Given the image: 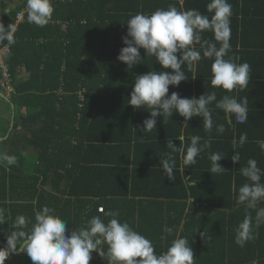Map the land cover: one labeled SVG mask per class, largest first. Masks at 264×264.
I'll use <instances>...</instances> for the list:
<instances>
[{"label":"trees","instance_id":"16d2710c","mask_svg":"<svg viewBox=\"0 0 264 264\" xmlns=\"http://www.w3.org/2000/svg\"><path fill=\"white\" fill-rule=\"evenodd\" d=\"M27 6L24 20L12 31L17 13ZM173 6L171 13L180 15L177 0H25L9 13L0 12V49L13 40L5 62L13 128L0 143V241L10 250L40 238L53 257L66 262L264 264V181L250 168L230 171L231 144L223 143L221 150L228 160L224 174L202 166L204 154L179 166L181 143L175 138L158 144L163 151L175 148L174 162L155 161L133 135L122 133V120L113 119L121 91L164 74L153 62L160 56L156 52L166 49L157 51L146 27L151 14ZM95 9L101 13L96 29L89 16ZM183 9L192 16L191 28L215 29L233 38L248 27L264 34V0H185ZM67 18L61 32L53 22ZM122 24L135 31L124 33ZM109 29L120 35L112 44ZM139 31L142 43L136 38ZM105 46L111 53H103ZM255 49L264 45L256 43ZM186 50L190 57L188 41L179 42L177 59L184 61ZM139 61L146 70L124 73ZM21 69L26 79H19ZM1 79L0 73L4 94ZM184 81L190 86V79ZM192 99L190 92L179 103L183 108L175 104L180 120ZM10 103L0 98L8 111L0 138L9 128ZM84 118L112 121L115 131L103 137L89 128L80 136L75 127L78 123L80 129ZM247 120L235 118L243 128ZM259 188L258 196L248 194ZM29 246L38 253L11 256L0 248V264H53L38 243Z\"/></svg>","mask_w":264,"mask_h":264},{"label":"crops","instance_id":"0c3cea01","mask_svg":"<svg viewBox=\"0 0 264 264\" xmlns=\"http://www.w3.org/2000/svg\"><path fill=\"white\" fill-rule=\"evenodd\" d=\"M15 1L19 4L9 0L8 7L21 5L25 0ZM184 1L177 0L181 8L180 15L171 13L176 12L174 6L168 7L169 11L160 10L150 15L152 18L146 27L149 32L148 39L155 41L157 51L160 48L166 49L164 52H156V55L160 56L154 59L153 63L156 64V70L163 71L164 74L155 77V81L142 83L138 89L133 86L134 89L128 92L127 89L121 91V102L116 104L118 114L114 115L113 119L122 120V133L127 134L126 137L133 135L135 137L133 141L143 145L139 149L142 151L147 148L145 151L153 155L155 161L165 159L174 162L175 148L171 151H163L158 144L175 138L181 143L178 152L179 166L204 154L206 158L204 163L201 162L202 166L208 167V170L213 167L219 170L220 174H224L228 173L225 168L228 160L225 150L222 154L221 150L223 143H229L233 147L230 171L235 173L236 169L250 168L252 174H257L259 179L264 181V49H255L256 43L264 45V34L248 27L245 34L240 33L233 38V35L219 34L215 29L211 32L208 29L191 28L189 19L192 16L184 11ZM8 7L4 9V13L9 12ZM26 8L29 9L28 6ZM98 12L100 11L95 9L89 14L95 29L100 25L101 13ZM67 20L68 18L64 21L58 20L53 24L58 25L60 31L64 32L68 25ZM141 20L142 18L137 23L139 28L142 27ZM120 29L127 34L135 31L134 26L124 24ZM118 32L115 34L114 29H109L107 38L110 44L113 43L115 36H120ZM141 32L139 31L136 37L139 42L142 40ZM183 41H188L191 50L190 57L187 54L188 50L182 54V57H186L184 61L177 59L178 43ZM104 52L111 53V48L105 46ZM108 67L115 68V65ZM138 67L140 70H146L145 64L139 61L136 67H126L124 73L131 69L132 76H135ZM190 71L192 74L185 79V74ZM234 71L235 76L231 78ZM196 72L200 74L198 78H201V83L198 84L195 79ZM19 74V79L22 78L21 75H23L22 79L28 77L23 69ZM189 79L190 86L184 81ZM190 92L193 98L191 105L188 110L184 107L187 113L180 120L181 113L178 109L180 106L183 108V105L179 103H182ZM198 93L200 104H196ZM175 104L179 106L178 109L174 107ZM98 106L107 109L105 104ZM237 109L247 112L248 120L245 128L239 127L235 122L233 110ZM7 116L5 105L0 104V122L6 123ZM90 121L93 120L91 118L82 120L80 129L77 123L75 129L80 136H85L89 128L103 137L115 131L112 121L107 123L101 122L102 120L99 123L94 121L90 123ZM210 143L212 144L209 145ZM137 159L141 161L140 154L137 155ZM261 192L263 191L259 188L254 193L249 191L248 194L258 196ZM262 200L264 201V198ZM255 204L257 205L258 202Z\"/></svg>","mask_w":264,"mask_h":264},{"label":"water","instance_id":"95a60500","mask_svg":"<svg viewBox=\"0 0 264 264\" xmlns=\"http://www.w3.org/2000/svg\"><path fill=\"white\" fill-rule=\"evenodd\" d=\"M0 98L2 100H4L7 103H10L9 99L2 93L0 92ZM10 109H11V122H10V128L7 132V134L3 137L0 138V143L4 140H6L9 137V134L13 128V119H14V107L13 105L10 103ZM33 243H38L39 244V248L42 252V254L44 255V257L51 263L53 264H86L84 262H66V261H61L56 259L55 257L52 256V254L49 252V250L47 249L45 243L40 239V238H32L30 240L25 241L24 243L21 244V246L17 249V250H10L6 245H4L1 241H0V248L3 249V251L11 256H18L20 255L29 245L33 244Z\"/></svg>","mask_w":264,"mask_h":264},{"label":"built area","instance_id":"2783aa9c","mask_svg":"<svg viewBox=\"0 0 264 264\" xmlns=\"http://www.w3.org/2000/svg\"><path fill=\"white\" fill-rule=\"evenodd\" d=\"M21 21H23L22 14H18L16 16V24H18ZM11 44H12V41H10L8 43V45H6L2 49H0V73H1V77H2L1 87H2L3 91L5 92V94H9L10 92H12V88L10 87L9 73H8L7 67L5 65V62L8 59V56L10 53L9 47L11 46ZM80 98L82 100L81 95H80ZM246 117H247L246 110H243V109L235 110V118H236L237 122H239V123L244 122L246 120Z\"/></svg>","mask_w":264,"mask_h":264},{"label":"rangeland","instance_id":"374dc122","mask_svg":"<svg viewBox=\"0 0 264 264\" xmlns=\"http://www.w3.org/2000/svg\"><path fill=\"white\" fill-rule=\"evenodd\" d=\"M9 0H0V12H2L3 11V13H4V9H7V7H8V5H7V2H8ZM12 2H14L15 4H19L18 3V1H15V0H11ZM9 8V12L13 9V8H15V7H13V8H11V7H8ZM8 12V13H9ZM21 77L23 78V75H21ZM21 78V79H22ZM9 128H10V126H9ZM32 253H38V249H37V247H35V246H33V247H28V248H26L25 249V251H24V254H32ZM13 263H14V261H13Z\"/></svg>","mask_w":264,"mask_h":264},{"label":"clouds","instance_id":"9594fccd","mask_svg":"<svg viewBox=\"0 0 264 264\" xmlns=\"http://www.w3.org/2000/svg\"><path fill=\"white\" fill-rule=\"evenodd\" d=\"M27 11H28V9H27V8H25V9H24V10H22L21 12L17 13V15H18V14H22V17H23V20H24V13H25V12H27ZM17 15H16V16H17ZM21 22H22V21H21ZM19 23H20V22H19ZM19 23H18V24H19ZM18 24H16V17H15V25H14V27H13L12 31H15V30H16V27H17V25H18ZM11 36H12V33H11V34H9V37H10V38H11ZM10 41H12V44H11V46H12V45H13V40H12V39H10ZM10 41H9V42H10ZM9 42H8V43H9ZM7 45H8V44H7ZM4 95H5V93H4ZM5 96L8 98V94H7V95H5Z\"/></svg>","mask_w":264,"mask_h":264}]
</instances>
